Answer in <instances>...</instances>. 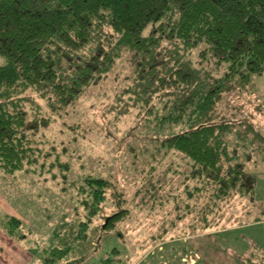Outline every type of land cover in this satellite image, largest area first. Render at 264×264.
I'll return each mask as SVG.
<instances>
[{"label": "trees", "instance_id": "1", "mask_svg": "<svg viewBox=\"0 0 264 264\" xmlns=\"http://www.w3.org/2000/svg\"><path fill=\"white\" fill-rule=\"evenodd\" d=\"M122 59L131 66L123 94L138 104L153 97L147 119L176 128L160 143L187 167L183 213L180 197L167 195L175 200L176 219L203 195L209 199L201 208L204 222L219 201L256 199L248 164L264 163V135L237 115L245 112L239 100L254 97L253 84L264 74V0H0V174H35L83 210L74 208L80 221L73 239L43 248L39 264L79 263L83 254L66 257L96 219L103 220L101 237L118 235V224L129 218L124 191L110 175L69 178L70 165L38 139ZM256 99H245L247 109L261 105ZM158 188L144 189L150 202H161ZM260 213L254 222L264 221V208ZM22 225L14 216L2 223L16 240L25 237ZM257 251L244 264H264V250Z\"/></svg>", "mask_w": 264, "mask_h": 264}, {"label": "rangeland", "instance_id": "2", "mask_svg": "<svg viewBox=\"0 0 264 264\" xmlns=\"http://www.w3.org/2000/svg\"><path fill=\"white\" fill-rule=\"evenodd\" d=\"M130 72L129 63L120 60L106 78L91 85L73 107L56 117L38 137L41 147L53 148L70 165L69 178L89 172L110 175L124 191V206L130 210L129 218L118 224V235L108 232L99 237L103 220L96 219L66 259L83 254V260L77 264H102L107 258L113 260L109 264H244L250 252L258 254L257 248L264 250V221H253L264 208V163L258 162V167L248 164L249 171L256 175L255 200L250 202L234 195L217 202L206 214L209 227L202 229L205 214L201 208L209 201L203 195L192 200V207L176 219L175 200L167 195L180 197L176 200L181 205L179 215L183 213L188 197L182 190V181L187 167L180 154L160 145L163 137L176 128L168 124L159 127L156 120L147 119L144 111L154 103L153 97L138 104L131 99L133 95L123 94ZM253 85L255 95L248 94L239 100L245 112L237 117L246 116L264 135V74ZM246 98H257L261 105L255 102L247 109ZM233 142L231 137L229 144L232 146ZM250 148L247 145L245 151L250 153ZM253 157H257L256 152ZM25 175L34 176L45 187L44 192L37 193L34 199L38 202L32 207L40 210V218L47 224L29 221L31 225H27L26 215L11 196L15 193L12 187ZM150 183L159 187L160 203L150 202L145 193ZM69 196L35 174H0V227L12 216L23 219L20 230L25 237L18 243L27 248V258L31 257L28 264H39L43 259L42 247H51L54 228L63 232L59 245L69 243L75 236L83 210ZM54 205L59 208L58 213L54 210L55 214ZM76 205L80 215L74 209ZM173 218L175 225H171ZM2 258L0 264H5Z\"/></svg>", "mask_w": 264, "mask_h": 264}, {"label": "crops", "instance_id": "3", "mask_svg": "<svg viewBox=\"0 0 264 264\" xmlns=\"http://www.w3.org/2000/svg\"><path fill=\"white\" fill-rule=\"evenodd\" d=\"M20 174L23 175V173H20V172L14 175L18 177ZM12 188H13V192L15 190V193L11 195L13 196V200L18 202L20 208L22 209L20 211H22L23 215H26V220L24 222L27 223V225H31L29 221L40 223L42 225L47 224L43 221V219L40 218V213H39L40 210L37 208L33 209L32 207V206L35 207V205L38 202V200H35L34 198L37 197L40 194V192H44L43 190L45 189V187L40 186L39 183L34 178V176L25 175L24 179L19 181L17 185L13 186ZM38 192L39 194H37ZM56 205H54L53 207V212L55 210V212L57 211L58 213L59 208H57ZM0 228H1L0 229V257H3L2 259H5V264L6 263L7 264H28L31 260V257L27 258V254H28L27 248L19 244L18 242L20 240H16L12 236H10L3 227H0ZM53 232H54V237H52L49 242L51 244V247L47 249H50L52 247H60L62 245V244L59 245V242L63 241L62 235H61L63 232L58 233L57 228H54ZM66 244L67 243L65 242V244H63L62 246Z\"/></svg>", "mask_w": 264, "mask_h": 264}]
</instances>
